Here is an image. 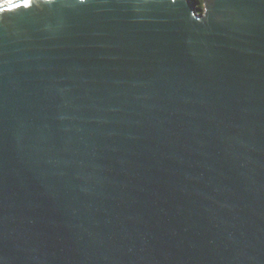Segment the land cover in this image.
I'll use <instances>...</instances> for the list:
<instances>
[{
  "label": "water",
  "instance_id": "water-1",
  "mask_svg": "<svg viewBox=\"0 0 264 264\" xmlns=\"http://www.w3.org/2000/svg\"><path fill=\"white\" fill-rule=\"evenodd\" d=\"M202 3L0 0V264H264V0Z\"/></svg>",
  "mask_w": 264,
  "mask_h": 264
},
{
  "label": "trees",
  "instance_id": "trees-1",
  "mask_svg": "<svg viewBox=\"0 0 264 264\" xmlns=\"http://www.w3.org/2000/svg\"><path fill=\"white\" fill-rule=\"evenodd\" d=\"M189 1L193 4L197 13L201 14L203 12L202 0H189Z\"/></svg>",
  "mask_w": 264,
  "mask_h": 264
},
{
  "label": "snow or ice",
  "instance_id": "snow-or-ice-1",
  "mask_svg": "<svg viewBox=\"0 0 264 264\" xmlns=\"http://www.w3.org/2000/svg\"><path fill=\"white\" fill-rule=\"evenodd\" d=\"M27 4V0H25V5ZM20 7V5H13V8Z\"/></svg>",
  "mask_w": 264,
  "mask_h": 264
}]
</instances>
